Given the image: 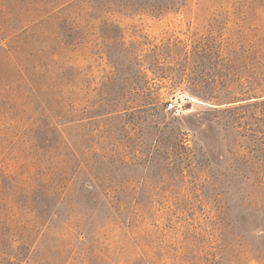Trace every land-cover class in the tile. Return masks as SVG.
<instances>
[{
    "label": "rangeland",
    "instance_id": "obj_1",
    "mask_svg": "<svg viewBox=\"0 0 264 264\" xmlns=\"http://www.w3.org/2000/svg\"><path fill=\"white\" fill-rule=\"evenodd\" d=\"M0 264H264V0H0Z\"/></svg>",
    "mask_w": 264,
    "mask_h": 264
},
{
    "label": "built area",
    "instance_id": "obj_2",
    "mask_svg": "<svg viewBox=\"0 0 264 264\" xmlns=\"http://www.w3.org/2000/svg\"><path fill=\"white\" fill-rule=\"evenodd\" d=\"M166 109L170 111L178 112L180 108H179V104L177 103V101H168L166 103ZM183 136L185 140H189L191 135L188 130H183Z\"/></svg>",
    "mask_w": 264,
    "mask_h": 264
}]
</instances>
